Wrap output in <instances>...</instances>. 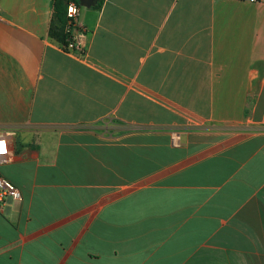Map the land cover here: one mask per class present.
<instances>
[{
  "label": "crops",
  "instance_id": "crops-1",
  "mask_svg": "<svg viewBox=\"0 0 264 264\" xmlns=\"http://www.w3.org/2000/svg\"><path fill=\"white\" fill-rule=\"evenodd\" d=\"M167 1L0 0V264H264V2Z\"/></svg>",
  "mask_w": 264,
  "mask_h": 264
},
{
  "label": "built area",
  "instance_id": "built-area-1",
  "mask_svg": "<svg viewBox=\"0 0 264 264\" xmlns=\"http://www.w3.org/2000/svg\"><path fill=\"white\" fill-rule=\"evenodd\" d=\"M248 2H264V0H244ZM79 4L75 1H69L66 6V23L65 32L68 34L65 43L61 48L65 52L83 54L85 53V35L86 29L78 22ZM11 135L10 131H5L4 135L0 136V163L8 161V145L6 136ZM173 144L178 145L179 137L177 134L172 137ZM5 195L13 199L20 198V191L7 182L5 179L0 178V201H3Z\"/></svg>",
  "mask_w": 264,
  "mask_h": 264
},
{
  "label": "trees",
  "instance_id": "trees-1",
  "mask_svg": "<svg viewBox=\"0 0 264 264\" xmlns=\"http://www.w3.org/2000/svg\"><path fill=\"white\" fill-rule=\"evenodd\" d=\"M69 1L77 0H53V17L48 29L49 37L53 38L61 45L65 43L67 38V33L65 32V23H66V6ZM101 0H98L95 4L99 5Z\"/></svg>",
  "mask_w": 264,
  "mask_h": 264
},
{
  "label": "rangeland",
  "instance_id": "rangeland-1",
  "mask_svg": "<svg viewBox=\"0 0 264 264\" xmlns=\"http://www.w3.org/2000/svg\"><path fill=\"white\" fill-rule=\"evenodd\" d=\"M136 1V4L140 5V4H149L151 6H157V7H160V6H165V5H168L169 1L167 0H135Z\"/></svg>",
  "mask_w": 264,
  "mask_h": 264
},
{
  "label": "water",
  "instance_id": "water-1",
  "mask_svg": "<svg viewBox=\"0 0 264 264\" xmlns=\"http://www.w3.org/2000/svg\"><path fill=\"white\" fill-rule=\"evenodd\" d=\"M79 4L84 5V6H93L97 0H77Z\"/></svg>",
  "mask_w": 264,
  "mask_h": 264
}]
</instances>
